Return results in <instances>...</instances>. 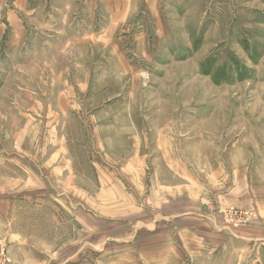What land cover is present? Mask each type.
Instances as JSON below:
<instances>
[{
  "label": "rangeland",
  "instance_id": "374dc122",
  "mask_svg": "<svg viewBox=\"0 0 264 264\" xmlns=\"http://www.w3.org/2000/svg\"><path fill=\"white\" fill-rule=\"evenodd\" d=\"M14 1L0 0V85L12 63L35 58L38 75L44 46L40 23L19 17L25 37L8 25ZM133 3L127 23L139 36L98 38L99 20L91 44H75L77 53L93 51V85L77 103L83 114L56 125L40 116L39 132L28 134L27 148H44L48 159L69 137L62 143L78 176L71 198L47 193L43 213L31 215L46 224L47 258L59 255L47 264H264L255 240L264 219V0ZM75 26L49 52L63 35L81 39ZM117 45L130 61L125 69L106 60ZM41 88L8 90H50ZM39 168L48 176L53 166ZM46 181V192L59 189Z\"/></svg>",
  "mask_w": 264,
  "mask_h": 264
},
{
  "label": "crops",
  "instance_id": "0c3cea01",
  "mask_svg": "<svg viewBox=\"0 0 264 264\" xmlns=\"http://www.w3.org/2000/svg\"><path fill=\"white\" fill-rule=\"evenodd\" d=\"M13 5L16 8L5 11L8 25L13 29L15 26L21 27L18 31L25 37L24 25H20V20L40 23L38 35L41 37L40 32L43 31L45 36L44 46L38 47L37 54L39 56L41 53L44 57H36L38 59L36 69L39 72L36 76L31 73L35 70L32 62L35 58L25 60L21 64L12 63L14 72L0 85V128L5 129L3 132L0 130V165L9 172H0V248L6 249L9 264H47V260L56 261L59 255L53 250L48 253L47 258L46 224L39 218L35 221V217L31 215L38 216L43 213L41 202H45L42 199L47 193H51L54 199L71 198L72 190L76 191L74 184L78 182V176L73 170L75 161L71 147L62 143L63 139L67 143L69 137L57 139L61 144L54 147L55 153L48 159L44 148L35 147L33 150L27 148L28 134L31 128L33 134L35 130L39 132L40 116L45 120L52 119V124L56 125L62 119L67 121L83 114L79 112L77 103L84 96L89 98L86 91L94 81V62L91 56L93 51L91 50L90 54L88 49L78 48L77 53L78 45L75 44L82 40L87 42L89 34L88 38L92 39L94 21L101 20L103 23L97 32L98 38L119 39L121 35L127 34L128 30L136 36L142 32L138 31L135 23H127L134 5L133 0H15ZM74 26V32L83 35L79 36L81 39H75L77 37L75 35L68 38L63 35V39H67L64 45L56 47V52H49L50 47L56 46L53 43L59 38L58 34H66L67 29H73ZM26 35L29 36V33ZM30 36L35 38L33 34ZM12 49L14 48L10 45L5 52L11 56L15 54ZM21 50L30 54V48L22 46ZM109 54L106 60L115 63L117 68L125 69L130 65L126 51L119 45L117 49H111ZM79 70L85 72L79 73ZM15 71H20V74ZM15 74L21 77L15 79ZM10 84L18 87L37 85L41 91L42 85H49L50 90L46 89L36 96L22 91H10L8 90ZM66 121L63 125H66ZM36 122L37 126L34 125ZM47 165L53 166L49 168L48 176L39 168ZM15 167H20L21 173H13ZM47 177L59 182L60 186L56 192L45 191L48 185ZM31 198L37 200V203L33 204L34 207L29 205ZM255 226L262 231L261 237L255 240L261 241L264 245V219H260ZM57 242L61 244L60 241ZM54 243L56 244V241Z\"/></svg>",
  "mask_w": 264,
  "mask_h": 264
},
{
  "label": "built area",
  "instance_id": "2783aa9c",
  "mask_svg": "<svg viewBox=\"0 0 264 264\" xmlns=\"http://www.w3.org/2000/svg\"><path fill=\"white\" fill-rule=\"evenodd\" d=\"M9 258L5 255L3 250H0V264H9Z\"/></svg>",
  "mask_w": 264,
  "mask_h": 264
}]
</instances>
